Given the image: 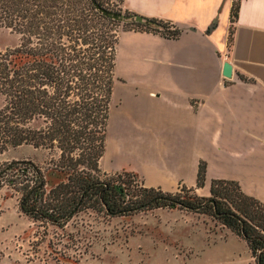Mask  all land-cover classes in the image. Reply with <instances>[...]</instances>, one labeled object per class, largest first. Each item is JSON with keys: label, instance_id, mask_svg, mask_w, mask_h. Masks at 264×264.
<instances>
[{"label": "trees", "instance_id": "1", "mask_svg": "<svg viewBox=\"0 0 264 264\" xmlns=\"http://www.w3.org/2000/svg\"><path fill=\"white\" fill-rule=\"evenodd\" d=\"M123 3L0 0V36L10 32L18 40L0 48V159L24 148L44 156L0 162V190L7 186L19 193L20 209L31 220L57 227L87 211L121 218L154 209L210 215L247 243L256 264H264V203L246 195L238 183L215 180L210 198L184 196L138 184L133 188L137 180L130 174L124 172L125 181L122 173L111 177L101 169L117 81L118 25L125 22L169 38L179 35L160 19L134 22L137 14ZM238 12L235 0L233 22ZM205 177L202 163L199 188Z\"/></svg>", "mask_w": 264, "mask_h": 264}, {"label": "crops", "instance_id": "2", "mask_svg": "<svg viewBox=\"0 0 264 264\" xmlns=\"http://www.w3.org/2000/svg\"><path fill=\"white\" fill-rule=\"evenodd\" d=\"M234 1L124 0L125 10L168 22L179 35L120 36L103 170L201 197L211 195L213 181H233L264 203V0H238L233 22Z\"/></svg>", "mask_w": 264, "mask_h": 264}, {"label": "rangeland", "instance_id": "3", "mask_svg": "<svg viewBox=\"0 0 264 264\" xmlns=\"http://www.w3.org/2000/svg\"><path fill=\"white\" fill-rule=\"evenodd\" d=\"M136 29L125 22L118 25L120 36ZM17 42L10 32L0 36L1 49ZM25 157L44 158L24 148L9 152L0 162ZM103 171L128 179L124 172ZM134 179L133 188L142 185ZM178 192L196 194L182 188L174 193ZM20 196L7 186L0 190V264H256L247 243L228 239L232 232L210 215L154 209L121 218L87 211L57 227L26 216Z\"/></svg>", "mask_w": 264, "mask_h": 264}, {"label": "water", "instance_id": "4", "mask_svg": "<svg viewBox=\"0 0 264 264\" xmlns=\"http://www.w3.org/2000/svg\"><path fill=\"white\" fill-rule=\"evenodd\" d=\"M103 11V10H102ZM106 15H108L109 17L115 19V20H119V21H128L127 18L123 15H119L116 13H111V12H107V11H103ZM134 22L137 23H145L146 21V17L142 16V15H136L135 18L133 19ZM232 72H233V67L230 63L226 62L224 65V71H223V75L225 78H232Z\"/></svg>", "mask_w": 264, "mask_h": 264}, {"label": "built area", "instance_id": "5", "mask_svg": "<svg viewBox=\"0 0 264 264\" xmlns=\"http://www.w3.org/2000/svg\"><path fill=\"white\" fill-rule=\"evenodd\" d=\"M171 25H172V24H171ZM175 28H176V27L174 26V27L171 28V30H175Z\"/></svg>", "mask_w": 264, "mask_h": 264}]
</instances>
